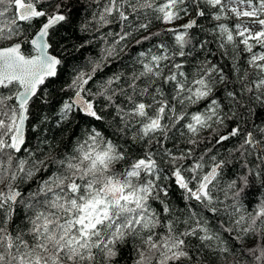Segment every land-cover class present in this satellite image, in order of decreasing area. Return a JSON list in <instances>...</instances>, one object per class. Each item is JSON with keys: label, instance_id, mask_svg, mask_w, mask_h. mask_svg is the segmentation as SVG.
I'll return each mask as SVG.
<instances>
[{"label": "snow or ice", "instance_id": "snow-or-ice-1", "mask_svg": "<svg viewBox=\"0 0 264 264\" xmlns=\"http://www.w3.org/2000/svg\"><path fill=\"white\" fill-rule=\"evenodd\" d=\"M0 264H264V0H0Z\"/></svg>", "mask_w": 264, "mask_h": 264}, {"label": "trees", "instance_id": "trees-1", "mask_svg": "<svg viewBox=\"0 0 264 264\" xmlns=\"http://www.w3.org/2000/svg\"><path fill=\"white\" fill-rule=\"evenodd\" d=\"M83 20V14L81 16V21H78L76 25H74V28H77L79 25V22H82ZM62 35H68L71 36V40L68 41L69 44H79L81 41L80 39H78V37H81L83 35H85L84 33H79V32H75L73 33L72 30H68L67 32H62ZM198 35H200L198 33ZM96 50L90 49L88 52H85L84 55L88 56V55H94ZM69 52L71 53V56L69 57L70 59L73 57H79L80 53L76 52L74 49H72L71 47L69 48ZM67 78V77H65ZM57 88L59 87V82L55 85ZM49 92L51 93L50 99L53 101V104H55V100H56V94L52 93V90L49 89ZM58 107V106H57ZM46 112H48L49 116H50V120H54V116L55 113L54 112H49V110L46 108L45 109ZM43 127V126H42ZM47 128L49 129V131L47 133H40V135H47L48 138H53L55 137V140L58 141L60 139H67L70 135H71V129L68 130V132H61V129L57 128L54 123H49L47 125ZM37 142L36 140V136H33L32 139V144L35 145ZM55 142V141H54Z\"/></svg>", "mask_w": 264, "mask_h": 264}]
</instances>
